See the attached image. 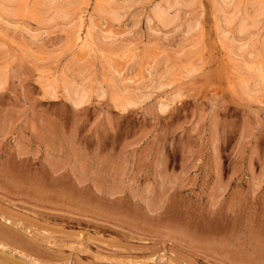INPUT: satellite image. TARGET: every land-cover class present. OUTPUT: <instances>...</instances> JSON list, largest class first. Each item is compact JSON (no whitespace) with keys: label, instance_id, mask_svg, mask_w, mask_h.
<instances>
[{"label":"rangeland","instance_id":"rangeland-1","mask_svg":"<svg viewBox=\"0 0 264 264\" xmlns=\"http://www.w3.org/2000/svg\"><path fill=\"white\" fill-rule=\"evenodd\" d=\"M144 1L0 13V264H264V14L239 33L196 0L163 28Z\"/></svg>","mask_w":264,"mask_h":264},{"label":"bare ground","instance_id":"bare-ground-1","mask_svg":"<svg viewBox=\"0 0 264 264\" xmlns=\"http://www.w3.org/2000/svg\"><path fill=\"white\" fill-rule=\"evenodd\" d=\"M139 1H144V0H125V4L121 6V5H117L115 0H99L96 9L98 10L97 13L99 12L100 14H102L104 16L108 15L110 20L112 18V20H114V22H116L122 16V15L120 16V13H122L124 11V9L128 10V8H131L130 6H133L135 3L137 4V2H139ZM212 1H213L212 4L214 3L215 12L219 13L222 16L221 18H223L222 19L223 23H226L225 26H227V24L230 25L231 23L233 24L234 22H237V25H238L237 28L239 30V33H245V32L247 33V31H249V30L251 31L252 28L253 29L256 28L260 22V19L263 18L262 16L264 14V0H212ZM81 2H82V0H61V1H59V0H0V13L3 14L4 16H7V17L10 16L12 18L13 17L15 18V16H18L21 13L28 14V15H30L28 17L32 18V20L29 19L30 21H32V24L33 23L35 24V22H36V24H43L46 27L47 24L52 25L51 23H54L57 21H65V20L69 19L71 17V15L75 13V12L73 13V11L81 4ZM195 2H196V0H163L162 2L157 3L153 6V8L151 10L152 11L151 16H152V18L153 17L155 18L154 20H157L156 23H158V25L161 24L162 27L164 26L163 28L170 27L179 19L181 9L192 6ZM86 5H87V3H86ZM25 19H27V18H25ZM107 38L109 39V37H107ZM108 39H106V40H108ZM66 42H68V41L66 40L62 45H64ZM111 44H112V42H111ZM184 46H185V44H184ZM180 47H183V46H180ZM110 48H113V47H110ZM237 49H239V48H237ZM242 50H240V51H242ZM232 52H233V50H232ZM262 52H263V50H262ZM241 53L244 57H246V59H248V61L251 60V62L254 58L256 59V57L258 55H260L259 52L256 51L255 49L246 50V51H243ZM239 55H241V54H239ZM3 85H4V81L2 79H0V90L3 87ZM41 88H42L41 90L43 92L42 97H46L48 100L56 98L57 84L55 81H44L41 84ZM113 88H115V87H113ZM114 91H116V90H114ZM94 93H96V92H94ZM118 93H121V92H118ZM122 93H124V91ZM129 93L130 92H128V94ZM62 94L65 97L66 101H68L73 107L76 108V107H79V106L85 104L88 101L91 93L86 88H78L74 85H64L62 87ZM100 94H101V92H100ZM130 95H131V93H130ZM130 95L124 96L123 98L118 100L122 109L127 108L129 106H136L137 104H139L140 97H135L134 93L132 94L133 96H130ZM250 95H252V94H250ZM101 96H102V94H101ZM177 96H179V94ZM144 97L145 96L143 95V98ZM170 99H172V98H170ZM114 102H116V101H114ZM166 106H165V104L161 105L159 107V110L163 111Z\"/></svg>","mask_w":264,"mask_h":264}]
</instances>
